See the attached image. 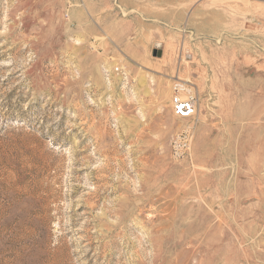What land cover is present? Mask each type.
Returning a JSON list of instances; mask_svg holds the SVG:
<instances>
[{
	"label": "rangeland",
	"instance_id": "obj_1",
	"mask_svg": "<svg viewBox=\"0 0 264 264\" xmlns=\"http://www.w3.org/2000/svg\"><path fill=\"white\" fill-rule=\"evenodd\" d=\"M0 264H264V0H0Z\"/></svg>",
	"mask_w": 264,
	"mask_h": 264
},
{
	"label": "built area",
	"instance_id": "obj_2",
	"mask_svg": "<svg viewBox=\"0 0 264 264\" xmlns=\"http://www.w3.org/2000/svg\"><path fill=\"white\" fill-rule=\"evenodd\" d=\"M194 84L188 80L177 78L173 84V95L171 105L176 116L192 118L198 112V95L194 90ZM185 133L191 134V128ZM177 149L182 150L183 146L177 145Z\"/></svg>",
	"mask_w": 264,
	"mask_h": 264
}]
</instances>
